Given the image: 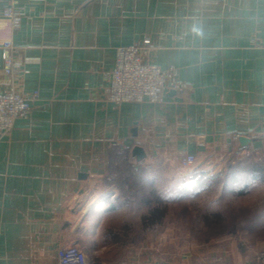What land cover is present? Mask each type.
Listing matches in <instances>:
<instances>
[{
	"label": "crops",
	"instance_id": "obj_1",
	"mask_svg": "<svg viewBox=\"0 0 264 264\" xmlns=\"http://www.w3.org/2000/svg\"><path fill=\"white\" fill-rule=\"evenodd\" d=\"M12 3L23 18L0 15V92L39 95L0 135V264H59L69 243L89 264H177L153 259L154 237L167 230L144 221L155 201L139 189L155 196L174 178L178 188L204 189L226 160L264 156V0H1ZM147 37L148 59L175 66L188 90L163 102L108 100L117 48ZM8 40L28 72H4ZM187 155L196 162L183 167ZM232 175L235 195L264 189L263 166L244 180ZM255 227L264 247V216ZM235 232L200 246L191 264L208 253L263 264L258 243L248 246L252 229Z\"/></svg>",
	"mask_w": 264,
	"mask_h": 264
},
{
	"label": "rangeland",
	"instance_id": "obj_2",
	"mask_svg": "<svg viewBox=\"0 0 264 264\" xmlns=\"http://www.w3.org/2000/svg\"><path fill=\"white\" fill-rule=\"evenodd\" d=\"M254 166L264 167V156L251 154L241 158H230L224 162V171L221 176L218 175L210 186L195 189L190 195H185L181 188H178L183 185V181H175V178L171 189L162 187L155 190V196L152 193L148 195L149 185H141L139 189L141 198H153L155 206L162 204V200H165L169 206L166 220L156 223L157 229L166 226L167 235L154 237L157 249L152 250L153 259L177 264L198 262L200 258L198 254L203 252L200 251V246H211L214 241L231 233L229 229L232 226H235L239 232L252 229V237L250 235L246 238L250 241L249 247H252L253 243H258L257 257L259 259V254L264 251V247L260 246L261 238L259 232L255 230V225H259L264 216V189H250L248 194L235 195V192L230 189L231 185L226 183L234 172L239 173L244 180L245 173H249ZM156 181L159 182L161 179L157 177ZM127 193L128 191L124 190V194L127 195ZM148 207L150 206L141 204L142 211ZM215 212H222L225 220L221 224H208L204 219L205 215H212ZM235 231L232 235L236 233ZM254 233L256 235L253 236ZM216 260L226 264L224 256H211L209 253L205 264H213Z\"/></svg>",
	"mask_w": 264,
	"mask_h": 264
},
{
	"label": "built area",
	"instance_id": "obj_3",
	"mask_svg": "<svg viewBox=\"0 0 264 264\" xmlns=\"http://www.w3.org/2000/svg\"><path fill=\"white\" fill-rule=\"evenodd\" d=\"M0 15L6 16L14 24H19L23 12L13 3L3 7L0 0ZM152 40L147 37L142 42L119 46L116 52L115 66L111 72L107 91L108 100L114 103L141 102L149 99L152 102H163L168 91L183 93L188 84L180 77L175 66L162 68L149 60L152 52ZM13 41L3 43V69L8 76L17 72H28L24 62L16 56ZM39 95L38 91L31 95L18 91L11 86L6 92H0V135L7 134L19 118H27L33 109L32 101ZM196 162V156L187 155L182 158V165L187 167ZM264 264V251L259 254ZM59 264H89L86 251L77 243H69L59 250ZM213 264H223L216 260Z\"/></svg>",
	"mask_w": 264,
	"mask_h": 264
},
{
	"label": "trees",
	"instance_id": "obj_4",
	"mask_svg": "<svg viewBox=\"0 0 264 264\" xmlns=\"http://www.w3.org/2000/svg\"><path fill=\"white\" fill-rule=\"evenodd\" d=\"M259 168L254 166V167H252L250 172L257 174L259 171ZM122 177H123V179L121 180V183H128L129 184V182H132L131 181L132 180V173L130 174V173L126 172L125 174L122 175ZM232 178H233V175H230L229 180H232ZM229 180H228V182H229ZM228 182H226V183H228ZM187 187L188 186H184L183 188H181V191L185 195H190L192 193V191H194L196 189V188L191 189V188H187ZM168 208H169L168 205H166V206H161V205L153 206V208H151L150 215H146L147 217H145L144 221L147 223L148 222L152 223L155 221L156 222H163L164 217L167 216ZM204 219L208 224L214 225L216 223L221 224L225 220V216L222 214V212H215L212 215H209V214L205 215ZM235 230H236L235 226H232V228L229 229L230 232H234Z\"/></svg>",
	"mask_w": 264,
	"mask_h": 264
},
{
	"label": "water",
	"instance_id": "obj_5",
	"mask_svg": "<svg viewBox=\"0 0 264 264\" xmlns=\"http://www.w3.org/2000/svg\"><path fill=\"white\" fill-rule=\"evenodd\" d=\"M172 92H174V90H172ZM240 140L242 142H246L248 140V138L246 136H241L240 137ZM134 152L137 153V154H140V153L143 152V149L140 146H136L135 149H134Z\"/></svg>",
	"mask_w": 264,
	"mask_h": 264
},
{
	"label": "clouds",
	"instance_id": "obj_6",
	"mask_svg": "<svg viewBox=\"0 0 264 264\" xmlns=\"http://www.w3.org/2000/svg\"><path fill=\"white\" fill-rule=\"evenodd\" d=\"M192 31L195 32L197 35L203 36V34H204L203 31L201 30V28L199 26H194L192 28Z\"/></svg>",
	"mask_w": 264,
	"mask_h": 264
}]
</instances>
